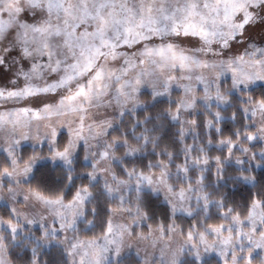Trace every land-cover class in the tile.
Returning a JSON list of instances; mask_svg holds the SVG:
<instances>
[{
  "label": "snow or ice",
  "instance_id": "snow-or-ice-1",
  "mask_svg": "<svg viewBox=\"0 0 264 264\" xmlns=\"http://www.w3.org/2000/svg\"><path fill=\"white\" fill-rule=\"evenodd\" d=\"M0 264H264V0H0Z\"/></svg>",
  "mask_w": 264,
  "mask_h": 264
}]
</instances>
